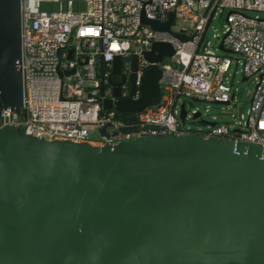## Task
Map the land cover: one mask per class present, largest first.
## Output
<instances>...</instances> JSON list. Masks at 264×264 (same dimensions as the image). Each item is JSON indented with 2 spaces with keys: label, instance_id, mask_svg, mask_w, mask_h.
<instances>
[{
  "label": "water",
  "instance_id": "water-1",
  "mask_svg": "<svg viewBox=\"0 0 264 264\" xmlns=\"http://www.w3.org/2000/svg\"><path fill=\"white\" fill-rule=\"evenodd\" d=\"M173 18L141 23L169 32ZM21 54L20 0H0V111L18 115ZM172 55L169 44L154 43L142 57L160 63ZM131 62L135 71L137 58ZM120 64L112 62L120 76L114 97L125 81ZM160 76L148 68L137 101L104 100L102 110L157 105ZM134 81L132 74L131 95ZM199 118L192 121L215 126ZM100 134L108 136L106 127ZM0 264H264V146L191 133L101 147L0 129Z\"/></svg>",
  "mask_w": 264,
  "mask_h": 264
},
{
  "label": "built area",
  "instance_id": "built-area-1",
  "mask_svg": "<svg viewBox=\"0 0 264 264\" xmlns=\"http://www.w3.org/2000/svg\"><path fill=\"white\" fill-rule=\"evenodd\" d=\"M62 1L20 0L22 111L18 115L9 108L2 109L0 129L21 128L27 135L48 141L68 140L101 147L143 137L191 133L264 146V20L246 15L264 13V0H81L83 12L73 10L74 0H65L67 9L63 10ZM50 2L59 3V10L41 8ZM171 14L174 18L169 32H157L141 23L144 17L165 24ZM222 15L225 30L213 36L217 40L214 48L220 51L222 46L229 53L218 55L209 42L204 43V34L210 22ZM177 20L187 27L172 31ZM177 34L189 40L181 42ZM154 43L172 47L169 63L143 59V52ZM132 56L137 58L135 71ZM116 57L121 60L120 74L125 77L118 86V97L112 93V84L120 83V76L112 74ZM233 64L241 65L246 81H254L247 118L230 114L231 124L215 123L204 131L183 129L179 121L181 104L186 121H192L197 111L189 112L187 103L229 106L233 102L235 93L226 78ZM152 66L161 70L157 105L140 113L102 110L104 100L137 101L143 73ZM144 126L155 128L143 130ZM103 127L108 136L100 134ZM124 127L137 129L120 132ZM94 131L99 138L92 141L90 133ZM114 132L117 134L112 136Z\"/></svg>",
  "mask_w": 264,
  "mask_h": 264
},
{
  "label": "rangeland",
  "instance_id": "rangeland-1",
  "mask_svg": "<svg viewBox=\"0 0 264 264\" xmlns=\"http://www.w3.org/2000/svg\"><path fill=\"white\" fill-rule=\"evenodd\" d=\"M73 10L75 12H83L85 7L81 0H74ZM62 9L66 10V1L62 2ZM43 10L46 11H56L59 10V3H43ZM246 15L250 18H259L264 20L263 12H246ZM225 20L224 15L216 17L214 20L210 22V25L204 34V43L209 42L212 45V50L216 52L218 55H224L225 53L216 50L214 45L217 43V40L213 37L214 35H222L225 30ZM187 27V25L183 24L181 21L177 20L171 27L172 31H177L181 27ZM163 63H169V59L163 58ZM228 85L232 86V91L235 93V98L233 102L229 105H216V104H207V103H197L194 102L190 105V103L186 104V109L190 111H197L201 114L202 120L210 123H216L218 125L222 124H231L233 119L230 117V114H235L237 117L242 114L247 118V111L250 107L251 95L250 92L254 87V81L247 80L242 81V73H241V65L238 66L232 65L229 73L226 76ZM197 121H189L187 120L184 124H181V127L185 130L204 131L207 126L198 125ZM99 138V134L97 132L90 133V139L95 141Z\"/></svg>",
  "mask_w": 264,
  "mask_h": 264
}]
</instances>
